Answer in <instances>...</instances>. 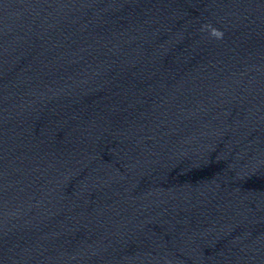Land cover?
Masks as SVG:
<instances>
[{"label":"water","instance_id":"1","mask_svg":"<svg viewBox=\"0 0 264 264\" xmlns=\"http://www.w3.org/2000/svg\"><path fill=\"white\" fill-rule=\"evenodd\" d=\"M0 264H264V0H0Z\"/></svg>","mask_w":264,"mask_h":264}]
</instances>
